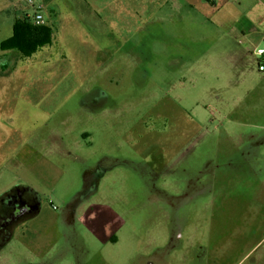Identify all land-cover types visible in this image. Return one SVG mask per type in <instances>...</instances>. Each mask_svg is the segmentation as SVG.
I'll use <instances>...</instances> for the list:
<instances>
[{
  "label": "rangeland",
  "instance_id": "374dc122",
  "mask_svg": "<svg viewBox=\"0 0 264 264\" xmlns=\"http://www.w3.org/2000/svg\"><path fill=\"white\" fill-rule=\"evenodd\" d=\"M261 4L51 0V45L22 56L2 45L27 7L0 0V198L42 201L0 264H264V73L240 32Z\"/></svg>",
  "mask_w": 264,
  "mask_h": 264
},
{
  "label": "flooded vegetation",
  "instance_id": "af4514ba",
  "mask_svg": "<svg viewBox=\"0 0 264 264\" xmlns=\"http://www.w3.org/2000/svg\"><path fill=\"white\" fill-rule=\"evenodd\" d=\"M18 189H13L0 198V248L13 238V234L18 227L35 218L40 212L42 201L38 192L24 186ZM158 194H163L170 199L176 197L174 193L172 195L167 194L166 189L161 190ZM86 197L85 194V196L83 195L78 199L71 211L66 210L64 213L66 219L76 218L79 210L84 206L83 204L87 202ZM167 205L171 209L170 201ZM54 209L57 208L54 207ZM70 220H67L69 221L67 224L71 227ZM89 230L92 233V228ZM80 261L82 260L78 256V262Z\"/></svg>",
  "mask_w": 264,
  "mask_h": 264
},
{
  "label": "trees",
  "instance_id": "16d2710c",
  "mask_svg": "<svg viewBox=\"0 0 264 264\" xmlns=\"http://www.w3.org/2000/svg\"><path fill=\"white\" fill-rule=\"evenodd\" d=\"M53 34L51 26H36L26 15H22L16 20L13 36L2 47L17 51L22 56H30L51 45Z\"/></svg>",
  "mask_w": 264,
  "mask_h": 264
},
{
  "label": "crops",
  "instance_id": "0c3cea01",
  "mask_svg": "<svg viewBox=\"0 0 264 264\" xmlns=\"http://www.w3.org/2000/svg\"><path fill=\"white\" fill-rule=\"evenodd\" d=\"M259 2H264V0H258ZM43 4H44V14L47 18L48 21V25L52 27L51 22L49 21V18L47 16V10L49 11V13L51 14L52 12L55 13V5L53 7H51V0L48 1V3L46 2V0H43ZM264 8V4H261ZM24 10L22 12H18L17 17H19L21 14H23ZM25 13V12H24ZM256 26L255 29H251V31H245V30H241L240 32L242 33V36H244L243 38H245V40H247V42L251 45V47H253V53L250 56V58H244L243 61H241L242 63H248L252 60V57L254 58L253 61L257 60V62H264V53L261 54L260 51H264V12L257 14L256 15ZM53 28V27H52ZM54 29V28H53ZM247 46L246 49H249ZM44 48V47H43ZM40 51V50H39ZM34 190V189H33ZM36 191V190H35ZM39 214V213H38Z\"/></svg>",
  "mask_w": 264,
  "mask_h": 264
},
{
  "label": "built area",
  "instance_id": "2783aa9c",
  "mask_svg": "<svg viewBox=\"0 0 264 264\" xmlns=\"http://www.w3.org/2000/svg\"><path fill=\"white\" fill-rule=\"evenodd\" d=\"M24 5L27 7V11L24 13L33 24L36 26L48 25L47 18L44 14L43 0H23ZM261 54L264 51H260ZM258 69L261 73H264V62L258 63Z\"/></svg>",
  "mask_w": 264,
  "mask_h": 264
}]
</instances>
